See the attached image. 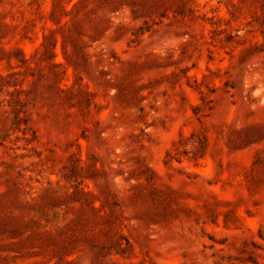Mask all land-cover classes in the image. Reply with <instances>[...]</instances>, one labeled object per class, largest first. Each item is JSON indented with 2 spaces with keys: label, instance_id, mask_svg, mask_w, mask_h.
Listing matches in <instances>:
<instances>
[{
  "label": "rangeland",
  "instance_id": "obj_1",
  "mask_svg": "<svg viewBox=\"0 0 264 264\" xmlns=\"http://www.w3.org/2000/svg\"><path fill=\"white\" fill-rule=\"evenodd\" d=\"M0 264H264V0H0Z\"/></svg>",
  "mask_w": 264,
  "mask_h": 264
}]
</instances>
